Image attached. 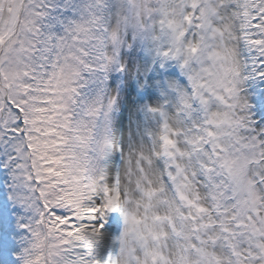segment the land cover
Listing matches in <instances>:
<instances>
[{
	"label": "snow or ice",
	"instance_id": "obj_1",
	"mask_svg": "<svg viewBox=\"0 0 264 264\" xmlns=\"http://www.w3.org/2000/svg\"><path fill=\"white\" fill-rule=\"evenodd\" d=\"M0 264H264V0H0Z\"/></svg>",
	"mask_w": 264,
	"mask_h": 264
}]
</instances>
